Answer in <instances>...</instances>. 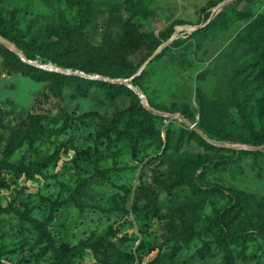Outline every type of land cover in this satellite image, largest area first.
I'll return each instance as SVG.
<instances>
[{"label": "rangeland", "instance_id": "obj_1", "mask_svg": "<svg viewBox=\"0 0 264 264\" xmlns=\"http://www.w3.org/2000/svg\"><path fill=\"white\" fill-rule=\"evenodd\" d=\"M90 1L82 29L86 52L117 55L114 62L86 61L85 73L113 78L109 73L127 71L122 57L136 62L145 52L130 54L124 46L127 21L153 40L176 33L132 83L156 110L151 133L135 136L145 122L138 112L113 119L140 100L128 85L136 97L127 90L113 94L99 78L81 89L51 73L36 80L0 54V159L18 127L33 133H21L6 158L38 166L30 174L3 170L0 204L44 220L53 199L103 170L75 201L56 206L48 222L57 244L86 239L87 247L66 254L64 264H151L154 258L156 264H264V146L215 143L264 145V59L257 39L264 0ZM76 10L74 0H0V31L39 64L78 69L82 57L58 50V33L78 22ZM187 121L214 147L192 134ZM222 155L230 160L219 163ZM214 185L224 194L212 191ZM229 202L234 207L226 223L249 234L223 242L214 220ZM0 264L60 263L41 228L16 212H0Z\"/></svg>", "mask_w": 264, "mask_h": 264}, {"label": "trees", "instance_id": "obj_2", "mask_svg": "<svg viewBox=\"0 0 264 264\" xmlns=\"http://www.w3.org/2000/svg\"><path fill=\"white\" fill-rule=\"evenodd\" d=\"M74 2L77 7L76 12L78 15V22L74 25L67 24L60 30V32L58 33V38H60V46L58 47V50L59 52L69 57L70 56H80L83 58V61L81 64H77L76 66L70 63H66L65 65L74 66L78 68V70H81V71L83 70L87 72L89 71V68L84 64H86L85 62L88 60H96L98 63H102L106 60L110 62H114L117 54L109 49H106L103 52H100V51L98 52L92 51V53H89L88 51L86 52V45L82 39L83 38L82 29L85 23L87 22L88 17L92 14V12L89 11L91 1L90 0H74ZM215 4L216 3H213V5ZM125 30L126 31H125L124 46L128 48V52H130L131 54L139 48L144 49L145 52L139 57V59L136 62H134L131 58L127 59V58L122 57L121 61L125 64L127 71L109 73L111 74L113 78L115 77L126 78V77L131 76L134 72L138 70L142 62L162 42L161 40L151 39L148 32L140 31L138 24L134 21H127L125 23ZM0 35L7 38L10 41L14 40L13 35H6L2 31H0ZM257 39L260 40L258 56L261 59H264V27H260V30L257 33ZM14 44L22 50V52L26 55L27 58H29V54L23 48L22 44L20 43H14ZM163 49L160 50L158 53H156L148 63H150L153 59L159 57ZM0 54L3 56L4 60L11 62L15 66V68H19L21 73L28 75L31 78L36 79V80H41L44 76L51 73L53 76L59 77L61 79L74 81L75 83H77V86L79 89H81L83 85L88 84L92 80V78L88 79L87 77L84 78L83 76L76 75V74L51 72V71L49 72L48 70H45L43 68L32 66L26 61H21L18 55H16L12 50L4 47V45L1 43H0ZM147 66L148 64L145 65V67L142 69V71L138 75H135L130 80L131 84L138 78V76L142 75L146 71ZM100 74L107 76L106 75L107 73L105 72H100ZM105 82L109 85L110 88L113 89V94L120 93L124 90H127L128 92L133 94L134 97H136L135 93L123 83H113L110 81H105ZM132 112H138V114L142 116V118L145 120L144 124L140 125L138 129L136 130L135 136H142L143 133H151V129L153 127L150 124L149 119L151 117H154V115L152 111L150 109L148 110L140 102L139 98L137 97H136V100L130 102L126 108L115 111L113 119H116L118 117L122 118L124 116L130 117ZM182 113L185 114L184 112ZM185 117H187L186 114H185ZM21 133L30 134V133H33V131L31 130L23 131L18 127H16L12 131L9 137V140L7 141L5 145V157L0 159V174L5 169L13 170L16 172H23L25 174H30V173H34L38 171L37 165H35L34 167H30L26 164L14 163L10 161L8 158H6V156L16 146L17 139ZM191 133L196 135L205 145L214 147L210 143L202 139L201 136H199V134L196 133L194 130H191ZM229 150H232V149H229ZM247 152H250V151H247ZM58 153H59L58 149H55L54 152L52 153V156H57ZM229 160H230L229 157H227L226 155H222V157L219 159L218 162L223 164V163L228 162ZM101 173H103V170H100V171L97 170L89 175L80 177L76 185L69 192V195L67 197H65L64 199H57V198L53 199L50 204L49 213L44 220H38L27 213L17 212L11 207L3 206L1 204H0V212H16L22 219L26 220L31 225L41 228L47 240L48 245L50 246L53 253L57 257L59 263L64 264L66 254L74 252L78 247H87L86 239H82L77 244H74V245H68L67 243H64V242L57 244L49 232L48 222L53 217L56 206L66 203L67 201H70V200L75 201V194L81 193L82 189L86 187L92 179H94L97 176H100ZM190 178H193L192 174L190 175ZM184 180H185L184 176L177 178L173 183L169 185V188L170 189L175 188ZM211 190L219 192L220 194H224V187L221 185H214L211 187ZM227 194L230 195L229 192H227ZM230 198H232V196ZM233 207L234 206L230 204L229 202V205L224 206L215 215L214 222L219 226V229L222 232L221 240L223 242L234 241L239 238H243L249 234L244 228H230L228 224L226 223L227 217ZM151 264H156L155 258L152 259Z\"/></svg>", "mask_w": 264, "mask_h": 264}, {"label": "water", "instance_id": "obj_3", "mask_svg": "<svg viewBox=\"0 0 264 264\" xmlns=\"http://www.w3.org/2000/svg\"><path fill=\"white\" fill-rule=\"evenodd\" d=\"M229 1H231V0H224L220 4L223 5L224 3L229 2ZM199 26H201V24H198L194 28H191V29L194 30V29H196ZM175 35H176V33L173 32L167 39H165L164 41H162L156 47V49L142 62V64L138 68V70L136 72H134L131 76L126 77V78H121V77L110 78L108 76L101 75V74H89V73H85V72H83L81 70H78V69H71V68H66V67H63V68H61V67H54V66H51L50 64H46V63L39 64L36 61H33V60L27 58L26 55L22 52V50L20 48H18L13 42H11L10 40H8L7 38H5V37H3L1 35H0V43L3 44L8 49H10L13 52H15L17 55H19L22 58L23 61H26L28 63L35 64L37 66L45 67V68H48V69H54V70H57V71H60V72H63V73L76 74V75L84 76V77H87V78H99V79H102V80H105V81H110V82H113V83H123V84H126L130 88H132L138 94V96L140 97V102L144 106H146L151 111H156L151 106H148L146 104V98H145L144 94L141 91L135 89V87H133V85L130 83V80L135 75H138L142 71V69L145 67V65L151 60V58L157 52H159L163 46L167 45L168 43H170L172 41L173 38H175ZM160 112L163 113V114L165 113L164 111H160ZM187 123L202 138H204L205 140L210 141L209 138H208V136H207V134L203 130H201L199 127H197L194 122L187 121ZM215 143L217 145H220V146H228V147H232V148H244V149H252V150H254V149H261L264 146V145H258V146H246V145H242V146H237V145H234V144H227V143H220V142H215Z\"/></svg>", "mask_w": 264, "mask_h": 264}]
</instances>
